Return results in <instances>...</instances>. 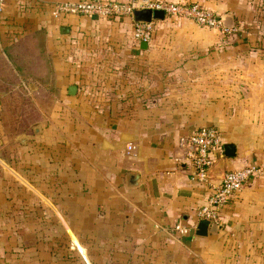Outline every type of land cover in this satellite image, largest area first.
Here are the masks:
<instances>
[{
	"label": "crops",
	"instance_id": "obj_1",
	"mask_svg": "<svg viewBox=\"0 0 264 264\" xmlns=\"http://www.w3.org/2000/svg\"><path fill=\"white\" fill-rule=\"evenodd\" d=\"M61 1L76 0H0V61L7 71L0 72V101L9 98L12 83L15 89H29L21 91L24 96L35 90L24 65L15 66L5 52L26 50L28 40L39 36L40 49L53 55L58 93L71 99L73 111L90 115L88 130L77 129L72 139L74 178L89 175L88 185L82 188L81 180L72 193L73 204H79L74 210L88 215L92 224L89 264H264V175L223 206L218 232L197 236L196 212L209 190L192 179L193 169L181 160L178 146L181 136L214 126L235 148L234 156L218 158L211 167L214 181L226 170L264 165V106L249 102L264 98V27L258 25L264 0H166L199 3L231 28L224 33L189 19L167 18L156 22L146 49L132 37L131 17L52 16ZM168 23L164 35L192 41H158V27ZM61 27L69 32L62 34ZM82 55L88 56V72L82 70ZM70 85L76 86L75 94L68 93ZM252 115L260 117V126H253ZM34 127L35 137L22 142L30 154L39 142L44 150L48 143L43 127ZM4 143L1 139L2 149ZM128 172L139 176L133 186ZM28 188L26 215L36 205L47 222L43 209L49 207L82 253L70 222L59 214L65 207L58 192ZM181 227L187 233H180Z\"/></svg>",
	"mask_w": 264,
	"mask_h": 264
},
{
	"label": "rangeland",
	"instance_id": "obj_2",
	"mask_svg": "<svg viewBox=\"0 0 264 264\" xmlns=\"http://www.w3.org/2000/svg\"><path fill=\"white\" fill-rule=\"evenodd\" d=\"M130 1L124 0V2ZM171 23L170 26L173 25ZM258 25L264 27V16H262V24ZM166 26L168 27L169 23L158 27V41H167L166 39L181 43L192 41L181 35H164L162 30ZM260 30L264 33V28ZM40 41L39 36L32 37L28 42L25 40L26 50L5 52L15 66L20 68V65H24L21 69H26L27 77H30L36 88L33 93L24 96L21 91L29 89L24 88L23 85L15 89L13 87L15 84L12 83L11 87H8L9 98L5 95L6 98L2 99L3 103L0 101V107L3 106L0 111V131L4 133L1 138L0 132V141L4 139L3 146L7 144L4 149L0 147V159L2 164H5H0V264H89V244L94 240L91 232L92 224L88 215L74 210L79 204L74 205L72 202L73 191L78 192L81 180L85 182L81 187H86L89 175L86 171L81 173V177L83 175L85 180L78 175L74 178V174L78 173L73 171L72 139L77 135V129L88 130L90 115L87 113L79 115L73 111L74 104L71 99L58 93L52 64L53 55L40 49ZM260 42L264 44V34ZM81 54H84L83 51L80 52ZM87 57L82 55L85 63L82 70L88 72L85 70L89 61ZM5 70L4 61L1 60L0 72L7 73ZM148 74L149 71L146 72V75ZM18 81L17 77V83ZM249 102L253 107H257L258 102L261 103L260 106H264V98H252ZM252 118L253 126H260V117L252 115ZM36 125L39 128L43 127L48 143L43 144L46 146L44 150L39 142L30 154L27 146L22 142L35 137L33 126ZM9 146L13 147V151ZM26 153L29 154L28 159ZM12 154L16 157L13 161L10 159ZM45 160L48 162L45 163ZM28 183H31L34 189L49 187L50 194L55 195L58 192L56 196H60L65 207L64 210L59 211V214L66 222L67 219L70 222L83 254L74 246L68 232L60 224V217H57L49 207L45 206L46 209H43V214L48 216L47 222L42 220L40 207L36 205L26 215L25 207H29L26 204L31 203L28 188L31 185ZM86 198L84 201L88 202ZM34 200L42 202L36 195ZM9 217H11L10 221ZM97 247L99 251H103V245L97 244Z\"/></svg>",
	"mask_w": 264,
	"mask_h": 264
},
{
	"label": "built area",
	"instance_id": "obj_3",
	"mask_svg": "<svg viewBox=\"0 0 264 264\" xmlns=\"http://www.w3.org/2000/svg\"><path fill=\"white\" fill-rule=\"evenodd\" d=\"M136 10L163 11L165 17L185 18L195 24L212 29L228 32L223 26L221 16L196 2H171L166 0H131L122 2L117 0H76L61 1L53 6L52 16L78 15L86 18L119 19L132 18V37L136 43L150 42L153 36L155 19L151 21H137L134 16ZM179 149L182 151L181 160L188 163L192 169V179L207 187L209 194L207 201L196 212L197 218L206 219L219 224L223 206L240 191L250 180L264 175V166L251 164L232 170H226L219 181L211 176V167L218 158L225 156L224 140L219 130L214 126H201L190 134L178 139ZM180 233H187L188 229L181 227Z\"/></svg>",
	"mask_w": 264,
	"mask_h": 264
},
{
	"label": "water",
	"instance_id": "obj_4",
	"mask_svg": "<svg viewBox=\"0 0 264 264\" xmlns=\"http://www.w3.org/2000/svg\"><path fill=\"white\" fill-rule=\"evenodd\" d=\"M90 1H97V0H90ZM134 16L135 19L137 21H151L152 19H163L164 16V12L163 11H151V10H136L134 12ZM222 22H223V26L225 28H231V24L226 23V21L224 20V17H221ZM60 32L62 34L64 33H68L69 32V28L68 27H61L60 28ZM140 46L142 49H146L148 46V42L146 41H141L140 42ZM31 88H33L34 86L31 84L30 85ZM76 92V86L75 85H70L68 86V93L69 94H75ZM34 130H37V127H34ZM234 145L233 144H225L224 145V150H225V156H234L235 154V150H234ZM127 177L129 180V185L133 186L137 183L138 181V174L134 173V172H128L127 173ZM219 230V226L216 223L210 222L209 220L206 219H200L198 220V222L196 223L195 226V234L197 236H206L209 233H216Z\"/></svg>",
	"mask_w": 264,
	"mask_h": 264
},
{
	"label": "trees",
	"instance_id": "obj_5",
	"mask_svg": "<svg viewBox=\"0 0 264 264\" xmlns=\"http://www.w3.org/2000/svg\"><path fill=\"white\" fill-rule=\"evenodd\" d=\"M118 1V0H117ZM123 2V1H122ZM167 18H169V17H164L163 19H155V22H154V28H153V33H154V29H155V24H156V22H158V21H164L165 19H167ZM171 18H173V17H171ZM120 19V18H119ZM173 19H177V18H173ZM185 19V18H184ZM226 36H228V35H226ZM153 37V36H152ZM152 40V39H151ZM150 40V41H151ZM136 43V42H135ZM136 44H139V43H136ZM217 128V127H216ZM218 129V128H217ZM219 130V129H218ZM219 132L221 133V131L219 130ZM221 135H222V133H221ZM222 138H223V140H225L224 139V136L222 135ZM224 145H225V141H224ZM251 164H257V165H263V164H261V163H259V162H253V163H250V164H246V165H244V166H241V167H245V166H248V165H251ZM264 166V165H263ZM239 168V167H238ZM235 195V194H234Z\"/></svg>",
	"mask_w": 264,
	"mask_h": 264
}]
</instances>
